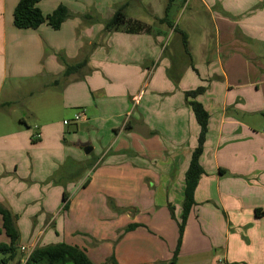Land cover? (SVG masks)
I'll use <instances>...</instances> for the list:
<instances>
[{
	"label": "crops",
	"instance_id": "0c3cea01",
	"mask_svg": "<svg viewBox=\"0 0 264 264\" xmlns=\"http://www.w3.org/2000/svg\"><path fill=\"white\" fill-rule=\"evenodd\" d=\"M18 1L0 0V206L19 233L11 262L21 247L64 243L93 264H264V0H172L168 11L169 0H42L45 16L59 5L70 13L56 31L14 27ZM121 7L127 23L105 28ZM202 81L204 173L175 255L198 136L184 94ZM76 111L86 120L72 121Z\"/></svg>",
	"mask_w": 264,
	"mask_h": 264
},
{
	"label": "trees",
	"instance_id": "16d2710c",
	"mask_svg": "<svg viewBox=\"0 0 264 264\" xmlns=\"http://www.w3.org/2000/svg\"><path fill=\"white\" fill-rule=\"evenodd\" d=\"M42 0H19L13 11V25L17 29L36 30L41 25L46 24L52 30H59L61 25L70 17L68 9L59 5L50 15H43L37 8V4ZM172 0H169L170 7ZM124 23V9L119 8L113 17L105 23V28H116ZM182 42L184 49L186 48V36L182 33ZM84 62L72 66H66L64 76H69L78 72L83 68ZM205 88L198 87L193 91L184 94L185 99H188L189 107L195 118L198 127L197 146L190 156L188 168L184 174V192L181 203V215L178 222V241L175 249V255L180 246L182 233L187 222V218L195 205L194 193L198 185L200 177L203 175V169L199 163L202 154V148L205 143L207 133L208 113L203 106L195 101V98L204 93ZM63 202L67 200L66 194H63ZM66 209V205L64 206ZM172 214L173 209L169 206ZM0 218L2 222V231L8 238V244H0V253L7 256V259L1 260L3 264L12 261L16 255V244L19 238V233L15 226V217L5 208L0 206ZM137 225H130L124 229V232L137 229ZM109 264H116L113 259L108 260ZM24 264H93L86 254L77 247L70 246L64 243L48 245L34 248L29 254Z\"/></svg>",
	"mask_w": 264,
	"mask_h": 264
},
{
	"label": "rangeland",
	"instance_id": "374dc122",
	"mask_svg": "<svg viewBox=\"0 0 264 264\" xmlns=\"http://www.w3.org/2000/svg\"><path fill=\"white\" fill-rule=\"evenodd\" d=\"M128 16H131L132 17V14L130 15V14H127ZM133 18V17H132ZM125 22L127 23V20H126V16H125V13H124V23L122 24V26H124V24H125ZM131 27H132V25H131ZM171 46H173V45H168V50H172L173 49V47L172 48H170ZM179 47V46H178ZM169 74H172V71L169 73ZM206 81H202V83H203V86L201 85V87H205V85H204V83H205ZM172 86V85H171ZM172 90L174 91V92H176V91H178L177 89V87H176V85L175 84H173V86H172ZM206 90H207V88H206ZM15 99V101L17 102V104H24V103H26V102H31V99L30 98H26V97H24L23 99H22V97H19L18 96V99L16 100V98H14ZM78 111H76L75 113H77ZM31 130V129H30ZM67 197H69V194H67ZM104 198H105V196H104ZM106 202H107V207L111 210V211H113V212H115V210H114V207H112V200L111 199H109V198H106ZM120 211V210H119ZM119 211L116 213V214H122V212L121 213H119ZM1 227V226H0ZM17 256V255H16ZM3 258V255H1L0 254V264H3L2 262H1V260H4V259H2ZM111 258V257H110ZM6 264H13L11 261H8Z\"/></svg>",
	"mask_w": 264,
	"mask_h": 264
},
{
	"label": "built area",
	"instance_id": "2783aa9c",
	"mask_svg": "<svg viewBox=\"0 0 264 264\" xmlns=\"http://www.w3.org/2000/svg\"><path fill=\"white\" fill-rule=\"evenodd\" d=\"M86 120V116L82 111H78L74 116L72 121L74 122H79V121H84ZM68 122L65 121L64 124H67ZM32 250H29L27 248L21 247L20 248V252H21V258L19 260V262L17 264H24L29 256V254L31 253Z\"/></svg>",
	"mask_w": 264,
	"mask_h": 264
},
{
	"label": "water",
	"instance_id": "95a60500",
	"mask_svg": "<svg viewBox=\"0 0 264 264\" xmlns=\"http://www.w3.org/2000/svg\"><path fill=\"white\" fill-rule=\"evenodd\" d=\"M146 131L147 130L144 127H141V126L137 127V129L134 130L135 133H137L138 135L142 136L143 138H146V136H147ZM89 151H90V149L89 150H84L85 154H88Z\"/></svg>",
	"mask_w": 264,
	"mask_h": 264
}]
</instances>
